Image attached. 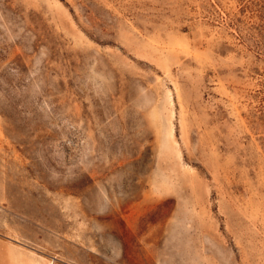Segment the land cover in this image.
I'll use <instances>...</instances> for the list:
<instances>
[{
    "label": "rangeland",
    "instance_id": "1",
    "mask_svg": "<svg viewBox=\"0 0 264 264\" xmlns=\"http://www.w3.org/2000/svg\"><path fill=\"white\" fill-rule=\"evenodd\" d=\"M0 264H264V0H0Z\"/></svg>",
    "mask_w": 264,
    "mask_h": 264
}]
</instances>
